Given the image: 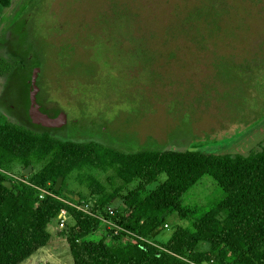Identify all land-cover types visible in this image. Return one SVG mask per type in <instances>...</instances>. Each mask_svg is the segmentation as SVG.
Masks as SVG:
<instances>
[{"label":"rangeland","instance_id":"374dc122","mask_svg":"<svg viewBox=\"0 0 264 264\" xmlns=\"http://www.w3.org/2000/svg\"><path fill=\"white\" fill-rule=\"evenodd\" d=\"M0 13V61L8 66L0 75V124L47 132L28 117L36 81L38 111L64 114L45 115L59 122L48 133L60 140L214 155H246L264 140V0H12ZM25 170L5 174L28 183L34 169ZM138 183L111 207L121 211ZM62 184L60 199L91 211L95 198L75 176ZM215 190L205 177L184 205L204 206ZM62 213L47 228L46 248L22 264H73L71 217ZM188 225L172 215L149 242L165 243Z\"/></svg>","mask_w":264,"mask_h":264},{"label":"trees","instance_id":"16d2710c","mask_svg":"<svg viewBox=\"0 0 264 264\" xmlns=\"http://www.w3.org/2000/svg\"><path fill=\"white\" fill-rule=\"evenodd\" d=\"M11 2L0 0V8ZM7 70L0 61V75ZM28 166L34 169L28 183L12 182L5 174ZM100 174L106 175L105 183ZM73 176L95 198L91 212L122 231L109 230L53 197L40 199L34 189L60 198L58 178L64 184ZM161 177L148 192L146 187ZM205 177L215 183L211 199L204 206L184 205ZM135 181L138 186L122 200V210L112 208ZM62 212L71 217L66 242L73 264H264V140L246 155L190 149L132 152L1 123L0 264H22L46 247L47 228ZM172 215L189 225L177 227L167 242L151 244ZM101 227L105 231L98 232ZM221 252L225 263L218 260Z\"/></svg>","mask_w":264,"mask_h":264},{"label":"water","instance_id":"95a60500","mask_svg":"<svg viewBox=\"0 0 264 264\" xmlns=\"http://www.w3.org/2000/svg\"><path fill=\"white\" fill-rule=\"evenodd\" d=\"M29 115H30L32 121L36 123L37 127L42 126V127L55 128V129L60 127L58 125L59 122L57 120H52V119L48 118L47 116L42 115L38 111L35 96L33 94L30 95ZM31 170H32V167L28 166L26 168V170L23 171V175L28 176V174ZM61 182H62V178H58V180L56 182V187H55L56 191L59 190Z\"/></svg>","mask_w":264,"mask_h":264},{"label":"built area","instance_id":"2783aa9c","mask_svg":"<svg viewBox=\"0 0 264 264\" xmlns=\"http://www.w3.org/2000/svg\"><path fill=\"white\" fill-rule=\"evenodd\" d=\"M34 189H36L37 191H40L41 193H44L45 196H50V197H53V198H55V199H58V200L62 201L63 203L67 204L68 206H70V207H72V208H74V209H76V210H78V211H80V212H82V213H84V214H87V215H89V216L95 217V218L99 219L100 221H102L103 223L111 225V226L114 228V230H116V231H122V229H120L119 227H117L116 225H114L112 222H110V221H106V220H104L102 217L93 214V213H92L91 211H89L87 208L80 207V206H73V205H71V204H68V203L64 202L62 199H60V198H58L57 196H55L54 194H52L51 192L48 193V192L44 191V189H40V188H36V187H34ZM40 198L42 199L43 196H40ZM108 213H109L110 215H113V210H112L111 208H109V209H108ZM62 216H63V213H60V214H59V219H60V220L62 219ZM62 223H63V220H62Z\"/></svg>","mask_w":264,"mask_h":264},{"label":"flooded vegetation","instance_id":"af4514ba","mask_svg":"<svg viewBox=\"0 0 264 264\" xmlns=\"http://www.w3.org/2000/svg\"><path fill=\"white\" fill-rule=\"evenodd\" d=\"M32 94L35 96L36 104H37L38 109H39V111H40L41 106H40V103L37 101V97H38V94H39V90H38V88H37L36 81H33V82H32V85H31L30 90H29V95H28V97L30 98V95H32ZM29 104H30V101H29ZM29 104H28V106H29ZM53 108H55V107H48V110L53 109ZM28 111H29V110H28V108H27V112H28ZM41 113H42V112H41ZM43 114H45V113H43ZM45 115H47L48 117H50V118H52V119H58L60 116L63 117V119H64V114H57V115H55L54 117H53L51 114H49V113H47V114H45ZM28 117H29L30 120H31L30 115H28ZM62 129H64V126H63ZM46 130H47V132H54V131H55V128H51V129L49 128V129H46Z\"/></svg>","mask_w":264,"mask_h":264},{"label":"crops","instance_id":"0c3cea01","mask_svg":"<svg viewBox=\"0 0 264 264\" xmlns=\"http://www.w3.org/2000/svg\"><path fill=\"white\" fill-rule=\"evenodd\" d=\"M45 248H46V247H43V248L39 249L34 255H36V254L42 252ZM34 255H33V256H34ZM31 257H32V256H31Z\"/></svg>","mask_w":264,"mask_h":264}]
</instances>
